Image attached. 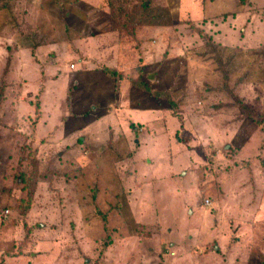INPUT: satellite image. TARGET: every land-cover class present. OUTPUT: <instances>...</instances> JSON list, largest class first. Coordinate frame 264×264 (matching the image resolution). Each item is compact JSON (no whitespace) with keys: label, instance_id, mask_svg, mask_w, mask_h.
Segmentation results:
<instances>
[{"label":"rangeland","instance_id":"374dc122","mask_svg":"<svg viewBox=\"0 0 264 264\" xmlns=\"http://www.w3.org/2000/svg\"><path fill=\"white\" fill-rule=\"evenodd\" d=\"M16 1L0 263L264 264V0Z\"/></svg>","mask_w":264,"mask_h":264},{"label":"crops","instance_id":"0c3cea01","mask_svg":"<svg viewBox=\"0 0 264 264\" xmlns=\"http://www.w3.org/2000/svg\"><path fill=\"white\" fill-rule=\"evenodd\" d=\"M46 1V3H51V1L52 0H45ZM169 2H175V0H168ZM12 2H14V3H16L17 1L16 0H0V18H3V19H0V23H2V26H0V27H2V31H1V33L3 34V35H7L8 33H7V28L5 27V25H7V24H5V22H6V20H8V24L9 25H11L10 24V22H11V16H10V13L11 14H14L15 13V9L14 8H12L13 7V4H12ZM44 2V1H43ZM45 3V2H44ZM31 9L32 10H38V8H35V6H32L31 7ZM47 9L48 10H52L53 8H51L50 7V5H47ZM53 10H55V9H53ZM58 10H59V8H58ZM61 10V9H60ZM62 11V10H61ZM173 16V15H172ZM60 17L62 18L63 16L60 14ZM14 18H16L15 17V15H14ZM63 19V18H62ZM64 19H65V16H64ZM172 19L174 20V18L172 17ZM172 19H171V21H172ZM172 24V23H171ZM7 27H8V25H7ZM95 28H96V25H95ZM98 31V30H97ZM2 36L0 35V49H1V51H4V49H2V47H1V41H2ZM40 48H42V46H40V45H38V46H36L35 48H33L32 47V49H31V51H32V53H34L36 50H38V49H40ZM20 50H22V51H26V50H28V49H20ZM9 60V59H8ZM32 67H33V70L35 69L34 67V65L33 64H30ZM111 66L110 67H112V64H110ZM26 81H27V79H25ZM108 92V91H107ZM103 93V91L100 93V95ZM94 94V96L93 97H95V95H96V97H97V95H98V93L97 94H95V93H93ZM91 96V95H90ZM108 98H109V96H108ZM108 101H109V99H108ZM87 103H88V106H89V104H90V101L89 100H86V101H84V103L83 104H85V105H87ZM86 108V106H81L80 107V105L79 106H73V109L74 110H76V111H80V110H83V109H85ZM74 114H76V113H74ZM76 119L75 118H71L70 119V121H69V125L67 126V131H68V133H75L76 132V130H77V132H78V129H77V125H78V122H76L75 121ZM75 121V122H74ZM74 123H75V125H74ZM76 128V129H75ZM64 134H65V131H64ZM74 135V134H73Z\"/></svg>","mask_w":264,"mask_h":264},{"label":"trees","instance_id":"16d2710c","mask_svg":"<svg viewBox=\"0 0 264 264\" xmlns=\"http://www.w3.org/2000/svg\"><path fill=\"white\" fill-rule=\"evenodd\" d=\"M239 1V4L241 5L242 3H244V0H238ZM145 11H147L148 9H150V8H148V6L146 5V3L143 5V7H142ZM165 15H166V18H168L169 17V14L168 13H165ZM151 17H155V16H153V15H151ZM157 17V16H156ZM162 17V16H161ZM157 19V18H156ZM168 22L169 23H172V21H171V18L169 17V19H168ZM203 39L205 40L206 39V41L208 42V38L207 37H203ZM134 86H136V87H139L140 88V90H142L143 92H146V93H152V91H151V89L148 87V86H146L144 83H142V82H140V83H136V85H134ZM135 88V87H134ZM137 89V88H136ZM153 98L155 99V100H157V101H161V102H168L167 104H168V108H170V109H173V108H175V104H174V102L172 101V100H170V99H167L166 97H164V94H162V93H158V92H153ZM167 101H166V100ZM0 139H1V136H0ZM24 209L20 212V215H22V216H24L25 215V213H24ZM22 213V214H21ZM0 264H3V263H0Z\"/></svg>","mask_w":264,"mask_h":264},{"label":"water","instance_id":"95a60500","mask_svg":"<svg viewBox=\"0 0 264 264\" xmlns=\"http://www.w3.org/2000/svg\"><path fill=\"white\" fill-rule=\"evenodd\" d=\"M191 213V212H190Z\"/></svg>","mask_w":264,"mask_h":264}]
</instances>
